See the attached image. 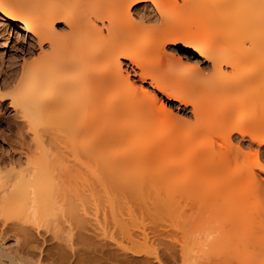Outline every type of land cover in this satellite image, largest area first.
Masks as SVG:
<instances>
[{
  "label": "bare ground",
  "instance_id": "obj_1",
  "mask_svg": "<svg viewBox=\"0 0 264 264\" xmlns=\"http://www.w3.org/2000/svg\"><path fill=\"white\" fill-rule=\"evenodd\" d=\"M0 13L11 23L25 27L39 46L37 58L31 59V62L23 58L21 82L13 86L17 91L12 92L11 98L17 95H14L16 99L13 98L16 112L21 115L42 151L37 157L32 152L34 155H27L25 161L0 162V224L18 229L22 237L13 234L17 246L21 244L20 238H23V242L32 245L31 249L43 256L46 253L44 246H40L33 227L50 224V220L58 215L57 207L65 210V204L58 196L59 176L56 179L54 176L57 174L53 175V163L58 161L56 156L72 157L74 166L83 171L91 168L92 171L88 170L95 179L96 176L101 178L97 174L102 173V167L107 174L117 172L122 178L125 175L124 180L128 179L125 173L132 169L129 174L135 175L134 178L146 179L144 182L139 180L146 193V184L154 186L158 183L155 189L159 185L161 190L166 178L155 183L150 180L151 177L147 179L149 176H137V173L143 176L154 166H151L152 169L141 166L140 170L136 162L148 158L146 162L153 161L158 165L170 155L169 159L175 160L168 163L169 160H165L166 164L160 171L163 175L159 174L167 177L183 172V186L179 183L176 185L173 181L175 178L171 180L174 189L182 186V223L179 224H182L180 254L184 264H264V200L260 197L264 193V183L257 172L264 173V161L260 156L264 149V0H0ZM59 22L65 24L68 32L56 29ZM181 45L186 46L185 49L193 48L201 59L193 60L192 52L185 50L184 57L189 61L185 66L187 63L180 64L175 54L166 53L167 48L176 49ZM208 60L213 70L212 75L205 76L204 70L200 71L203 67L199 63ZM225 67L231 71H226ZM207 72L206 75L209 74ZM138 80L143 84L149 82L153 90L139 84ZM46 141L53 145L56 143L54 147L61 155L53 157L54 150H51L53 156L48 152V157V149L44 151L45 146H42L48 145L44 144ZM145 148L149 151L144 153ZM164 152L168 154L165 156ZM174 152L178 153L177 159ZM152 155L155 160L158 158V162L150 158ZM50 156L55 160L53 163ZM90 157L96 159L92 158L98 163V169L94 170L95 162L94 168L87 162ZM160 157H164V160ZM145 161L144 166H147ZM78 169L77 173L81 171ZM139 171H143V174ZM107 174L101 178L105 181L103 186L107 185L104 190L114 185V182L110 185L109 180H104V177H110ZM212 175L217 183L224 180L221 187H225L224 190L230 187L231 194L228 192L227 196L224 194L226 190L219 189L223 181L220 184L214 182L212 187L203 190V185L214 179ZM133 177L131 180L134 183L138 181ZM157 178L152 177L154 180ZM132 181L128 179L127 183L132 185ZM140 186L136 189L140 190ZM168 186L170 184L167 183ZM171 187L167 188L170 192L167 189L161 191H167L164 195L167 199L159 194L163 203L168 201L164 203V208L177 192L174 193ZM214 190L216 193H213ZM109 191L107 195L112 194V189ZM220 191L227 198L222 199L224 195ZM179 197L176 196L175 200ZM92 200L95 201L93 197ZM152 200L155 205L159 197ZM113 203L117 205L114 200ZM171 203L176 207L177 200ZM130 210L128 207L131 221L134 222L136 219L133 220V215L137 213L132 214ZM113 211L111 209L109 213L113 214ZM73 213H77V210ZM79 214L74 220H78L75 225L79 222L77 229L80 230L85 227V219L84 214ZM60 217L63 220L62 214ZM122 220L119 225L115 222L120 220H115L113 225L116 224V228L120 226V231L129 241L139 243L142 239L146 244L152 241L150 234L146 233L151 229L133 232V229L127 228V220L126 225L122 224ZM133 222L130 228L134 224L136 228L139 227L137 222ZM143 222L146 221L141 220V226ZM51 224H56V221ZM173 225V230H167L163 236L162 228L159 231L162 234L154 231L157 235L154 237L158 239L161 234L160 238L168 239V243L171 244L170 240L172 245L173 241L177 243L179 234L174 232L177 224ZM83 230L78 232L81 236L76 233L78 238L88 239L86 245L94 242L96 237L90 241L89 234L83 233ZM203 235L204 243L199 244ZM6 236L0 238V264H21L18 259L15 260L20 247L17 250L4 245L2 241L9 238ZM203 246L206 250L201 249ZM6 258L10 260L9 263L4 262ZM26 260L23 264H31Z\"/></svg>",
  "mask_w": 264,
  "mask_h": 264
},
{
  "label": "rangeland",
  "instance_id": "obj_2",
  "mask_svg": "<svg viewBox=\"0 0 264 264\" xmlns=\"http://www.w3.org/2000/svg\"><path fill=\"white\" fill-rule=\"evenodd\" d=\"M141 8V7H140ZM146 10V9H145ZM151 11V10H150ZM64 23H61V22H59L58 24H56V29L58 30V31H61V32H63V31H66V32H68L67 31V28L65 29V27H64ZM35 39V38H34ZM34 39H32V37H30L29 36V34L27 33V31H26V29H25V27H23V26H17V24H13V23H11V21H9V20H7V19H5V17L3 18V16H2V14L0 13V43L2 44V47H1V55H0V162H4V163H9V162H12V161H15V160H17V161H25L26 160V156L27 155H36V157L37 156H39L40 155V152L39 151H42V148L40 149L39 147H41V146H38L37 145V143H35L34 142V137H33V134H32V132H30V130H28V128L26 127V123L23 121V119H22V117H20L21 115L19 114L18 115V113L16 112L17 111V109H16V107L14 106V103H13V98H14V95H16V94H14V95H12V98H11V94H13L12 92H15V91H17L16 90V88H13V86L14 87H16L17 85L16 84H18L19 82H21V78H22V73H23V65H24V62H23V58H25L24 59V61L26 60L27 62H31V59H35V58H37L38 57V53H39V46L37 45V43H36V39L34 40ZM169 47V46H168ZM174 48V47H173ZM173 48H167V50H166V53H168V54H170V53H173V54H175V58L176 59H178L179 60V62H180V64H181V62L183 63L182 65H185L186 63V65L185 66H187L188 65V63H189V61H187L186 60V58L184 57V55H185V52L187 51H190V52H192V54H191V57H193V60H197V59H201V57H200V55L198 54V53H196L194 50H193V48H187V49H185L186 48V46H183V45H181L180 47L178 46H176L175 48L176 49H173ZM174 50V51H173ZM186 50V51H185ZM176 51V52H175ZM183 55V56H182ZM37 56V57H36ZM28 60H30V61H28ZM32 60V61H33ZM182 60V61H181ZM2 62V63H1ZM206 63V64H205ZM205 63H203V62H201V63H199V64H201L202 65V67H203V69L202 70H200V71H203L204 70V75L205 76H209L210 74L212 75V63H211V61H206ZM208 64H209V66H208ZM207 66V67H206ZM211 66V67H210ZM208 68H210V69H208ZM227 67H225L224 69L226 70V71H228V69H229V71H231V69L230 68H227ZM207 69V70H206ZM212 69V70H211ZM209 72V74H208V72ZM205 72H207V74L208 75H206L205 74ZM20 77V78H19ZM19 78V79H18ZM137 79V78H136ZM19 80V81H18ZM16 83V84H15ZM138 83L139 84H143V83H141L139 80H138ZM260 83V82H259ZM16 85V86H15ZM143 85H145L148 89L150 88V90H153V88L150 86V84H149V82H147V83H145V84H143ZM157 92V91H156ZM10 93V94H9ZM18 93V92H17ZM16 97H17V95H16ZM160 97H162L161 95H160ZM14 99H16V98H14ZM162 99H164V101H166V102H168V104L170 105L171 104V102L169 103V101L165 98V97H162ZM13 103V105H12V103ZM177 106H179V107H181V108H184L183 107V105H179V103L178 102H174ZM16 109V110H15ZM176 111H178L176 108H174ZM189 110H191V107L189 108ZM25 124V125H24ZM27 129V130H26ZM22 131V132H21ZM33 137V138H32ZM22 140V141H21ZM32 141V142H31ZM27 143V144H26ZM32 143V144H31ZM34 143V144H33ZM46 143H48V145L46 146V145H42V146H45L44 147V151H46L47 149V153L49 152L50 154H51V156H53V153H54V156L53 157H55L57 154H58V149L56 150L55 149V147H54V145H56V143L53 145V144H50L49 142H45L44 144H46ZM53 143V142H52ZM36 144V145H35ZM54 147V148H52V147ZM35 150H34V149ZM39 148V149H38ZM45 148H46V150H45ZM52 148V149H51ZM255 148V147H254ZM254 148H253V152H254ZM31 149V150H30ZM50 149V150H49ZM51 150H54V151H52L53 153H51L50 151ZM145 150V151H144ZM143 150V152L145 153L146 151H149L148 149H144ZM246 150H248V148L246 147ZM23 151H24V154H23ZM55 151H57V153H55ZM140 151V150H139ZM22 152V153H21ZM34 154H33V153ZM138 152V151H137ZM27 153V154H26ZM30 153V154H29ZM32 153V154H31ZM49 153H48V157H49ZM165 154V156L168 154L167 152H164ZM177 153V152H176ZM175 152L173 153V155L176 157V155L178 154H176ZM15 154V155H14ZM22 154V155H21ZM26 154V155H25ZM139 154V153H138ZM59 156L61 155V154H58ZM136 155H137V153H136ZM163 155V156H164ZM50 156V158L52 159V163H53V161H55L54 159H53V157H51ZM153 156V157H152ZM150 158H153L154 159V155H152ZM170 156V155H169ZM168 155H167V158L165 157V160L167 161V160H169V161H167V163L168 162H170L171 160H173V159H169L170 157H169ZM173 156V157H174ZM261 161H264V149L262 150V152H261ZM4 157V158H3ZM14 157V158H13ZM63 156H60V158H58V156H56L55 157V159L57 160L58 159V161H56L55 162V164L53 163V175H55V174H57V175H55L54 177H56V179H57V177H58V179H57V181L59 182V184H60V186L58 187V193H60V195L58 194V196H60L59 198V200H61V202L62 203H64L65 204V206H64V204H61V205H63L62 207H63V209H65V210H62V211H64V214H63V212L60 210V208L59 207H57V210H56V212H58L57 214V217L56 216H54L51 220H50V224H46V225H44L43 224V228L41 227H37L36 226V228L35 227H33V230L32 229H30L31 231H33V232H35L36 233V235H35V233H33L34 235H35V237L36 238H39V239H37L38 241H39V243H41L40 244V246H44V249H45V252L47 253H44V255H48L49 257H45L44 255L43 256H39L38 255V253L34 250V249H31V247L30 246H32V245H29V244H27V243H25V242H23L24 240H23V238L21 239L20 238V242H21V244H20V242H19V244L21 245H16V243H15V241L16 240H14V239H16L15 238V236L14 235H20V233H18V229H16V228H10V225H7V224H0V230H1V233H0V238L3 236H6V235H8V239H6V241H2V242H4V245L6 244H8V246H9V248L11 247H15L16 249L18 248V247H20V248H18L17 250V255H15V260H17V261H19L21 264H23L24 263V261L26 260V259H28L30 262H31V264H39V263H41V264H184V262H183V258L181 257V254L180 253H182L181 252V245H182V242H180V234L182 233L181 231H182V228H181V230H180V227H182L181 225L182 224H179L180 222L182 223V209H183V207H182V204H183V201H182V199H181V197H182V189H181V187L183 186L182 184L184 183L183 182V180L181 179L182 178V176H183V172H181V174L180 173H178V174H176V173H174V174H172V175H168L167 177H165V176H162L163 175V173H161L162 172V166H164V163L166 164V162H165V160L162 158V157H160V158H162V160H164V161H162L161 159H159L160 161H162V163H160V162H158L157 160H158V158H157V160H155L156 162H158L159 164L157 165V168H155L156 167V165L153 163V161H150V162H146V161H148V158L146 159V161L145 160H143V161H141L140 163H139V161H137L136 163L137 164H139L138 166H139V168H140V170L142 169L141 168V166L143 167V168H145V167H147V169H152L151 168V166L153 167L154 166V168L152 169V170H147L148 172L146 173H144V174H147L146 176L143 174V171H139V172H142V174H143V176H141V175H139L138 173L136 174V172L138 171L137 169L138 168H136L135 170H136V172H132V173H135L137 176H139V177H147V176H149L147 179H149L150 177V180L151 181H155V183H157L156 181H158V180H160L161 181V178L163 179V178H166V179H163V184H165L166 186H167V183H168V185L170 184V186H172L171 188H173V191H174V197L172 198L174 201H176L177 200V203H176V207L174 206L175 204H173V203H171L173 200H171L170 198V200H169V202L172 204V205H170V207H169V204L168 205H165L166 207L168 206L169 208H164V203L165 202H167L168 203V201H166L165 200V202L163 203L162 202V200H160V199H163V198H160V196H159V194L161 193V191L163 190V189H167L168 187H170V186H168V187H166L165 185V188H164V186L162 185L161 186V190H160V186L158 185V189L157 190H159V191H157L156 189H155V187H156V185L158 184H156V185H150L149 186V184H146V186H145V190H147V188H148V190L146 191V193H145V191H143L144 190V187H143V184H141V181H139V180H143V182L146 180V179H139L138 177V181L137 180H135L136 182V184L131 180L132 179V177L134 176V177H136L135 175H130L129 174V172H130V170L132 171V169H130L131 167L134 169L135 167H133V166H129L130 168V170L127 172V173H125V174H127L126 175V177L129 179V181H132L131 183H133L132 185H129L130 184V182H128L127 183V180L128 179H125L124 180V178H125V175L123 174V172H122V175H124V178H122L123 176H120V174L118 173L117 174V172H115V173H111V172H108V174H107V171H105L106 169H104L103 167L101 168V172L103 173H106L108 176H110L111 177V179H106L107 177H104L105 179L104 180H109V183H110V185L114 182V185H115V187H114V185L112 184V187H114V188H112L111 186L107 189V190H104V186H107V185H104L103 186V184H105L104 182L105 181H102V179H103V175L104 176H106V174H104L103 173V175H102V173H98L97 175H99L101 178H99V177H97L96 176V179H95V176L94 175H92V173H90L92 170H91V168H85V170L83 171V169L81 168L80 169V167H75L74 165V163H73V161H72V157H63ZM50 158H48V160L50 159ZM92 158H94V157H90L88 160H87V162L89 163V164H91L90 166L91 167H93L94 168V166L95 165H93V163L95 162L96 163V168H94V170H96V169H98V166H97V162L95 161V160H93ZM149 158V159H150ZM18 159H20V160H18ZM50 159V160H51ZM60 159V160H59ZM61 159L63 160V161H61ZM91 159V161H89ZM152 159V160H153ZM176 159H177V157H176ZM66 160H68V161H66ZM175 160V159H174ZM173 160V161H174ZM64 161H66V162H69V164L70 165H72V166H70L69 164H67L66 162H64ZM144 161L146 162V165L147 166H144ZM246 161L248 162L249 160H247L246 159ZM250 161H251V159H250ZM57 162H59L58 164H57ZM64 163V165H63V163ZM88 163H86V165L88 164ZM149 165H148V164ZM150 163H151V165H150ZM62 164V165H61ZM137 164H134V166L135 165H137ZM143 164V165H142ZM161 164V165H160ZM248 164H249V162H248ZM56 165V166H55ZM70 167H69V166ZM54 166H55V168H54ZM58 166V169L56 168ZM64 166H68V167H64ZM89 166V165H88ZM148 166H149V168H148ZM75 169H74V168ZM61 168H62V170H61ZM70 168V169H69ZM79 168V169H78ZM160 168V169H159ZM57 169V170H56ZM66 169V170H65ZM76 169H78V171H80V172H78L77 173V171H76ZM88 169H90V170H88ZM127 169H128V167H127ZM70 170V172H68ZM93 170V171H94ZM159 170V171H158ZM90 171V172H89ZM99 171V170H98ZM152 171V172H151ZM156 171V172H155ZM158 171V172H157ZM161 171V172H160ZM119 172V171H118ZM121 172V171H120ZM126 172V171H125ZM150 172H151V175H150ZM257 172H258V174H259V176H261L260 177V179L263 181V183H264V173L263 172H260L259 170H257ZM65 173V174H64ZM70 173V174H69ZM88 173V174H87ZM110 173V174H109ZM131 173V172H130ZM159 173H161L162 175L160 176V174ZM63 174V175H62ZM72 174V175H71ZM78 174V175H77ZM101 174V175H100ZM149 174V175H148ZM153 174H155V175H153ZM157 174V175H156ZM215 174V173H214ZM67 177H66V176ZM82 175V176H81ZM96 175V174H95ZM112 175V176H111ZM115 175V176H114ZM159 175V176H158ZM92 176V177H91ZM120 176V177H119ZM130 176V177H129ZM132 176V177H131ZM173 176V177H172ZM211 176V175H210ZM209 176V177H210ZM213 177L212 178H214L213 180L211 179V180H209L210 178L208 177V179L207 180H209V182L207 183V184H205V186L203 185V190L206 188L207 189V187L209 186V187H212V185H214L213 183L214 182H216V177L214 176V175H212ZM133 177V178H134ZM152 177L155 179L156 177H160V179H156V180H154V179H152ZM172 177V178H171ZM184 177V176H183ZM62 178H63V180H62ZM69 178H71V179H69ZM121 178V179H120ZM137 178H134V179H137ZM175 178V179H174ZM59 179H60V181H59ZM80 179V180H79ZM98 179V180H97ZM99 179H100V182H99ZM116 179V180H115ZM169 179V180H168ZM171 179H174L173 181H175L176 182V185L179 183V184H181V185H178L179 187H177L178 189H174V183L172 184V180ZM205 179V178H204ZM216 179V180H215ZM65 180V181H64ZM110 180H112V181H110ZM171 180V182H168V181H170ZM219 180V179H218ZM62 181V182H61ZM69 181H71V182H69ZM87 181V182H86ZM98 181V182H97ZM159 181V182H160ZM220 182H216V184H220V183H222V181H223V183H222V185H220V187L222 186L223 187V184H224V180H219ZM77 182V183H76ZM97 182V183H96ZM102 182V183H101ZM148 181H146L145 183H147ZM153 182H150V184L152 183V184H154ZM205 183H206V181H204ZM72 185H71V184ZM80 183H82V184H80ZM84 183V184H83ZM109 183L107 182L106 184H108L109 185ZM144 183V184H145ZM97 184H99V185H97ZM124 184V185H123ZM162 184V183H161ZM160 184V185H161ZM210 184V185H209ZM212 184V185H211ZM66 185L68 186V187H66ZM126 185H128V186H130V187H126ZM134 185H136V186H134ZM140 185H142V186H140ZM176 185H175V187H176ZM207 185V186H206ZM73 186V187H72ZM120 186V187H119ZM122 186V187H121ZM124 186L126 187V188H124ZM139 186H140V190L139 189H136V187L137 188H139ZM148 186V187H147ZM66 187V188H65ZM69 187H72V188H69ZM101 187H102V190H100L101 189ZM214 187V186H213ZM219 188V186H218V188L219 189H221V191H223L224 190V188ZM75 188H77V189H75ZM112 189V194H108L107 195V192H111V191H109V190H111ZM128 188V189H127ZM157 188V187H156ZM217 188V189H218ZM65 189H66V192H65ZM69 189V190H68ZM72 189V191H70ZM79 189V190H78ZM98 189V190H97ZM106 189V188H105ZM113 189H115V191L113 190ZM120 189H122L124 192H122V190H120ZM133 189V190H132ZM209 189V188H208ZM216 189V190H217ZM223 189V190H222ZM229 189H231L230 187L227 189V187H226V192L224 193V194H226L227 196H228V192L231 194V191L229 190ZM255 189H256V186H255ZM60 190V191H59ZM73 190H74V192H73ZM75 190H76V192H75ZM95 190H96V192H95ZM132 190V191H131ZM139 190V191H138ZM153 190V191H152ZM169 189H167V191H168ZM181 190V191H180ZM224 190V191H225ZM100 191H101V194H100ZM140 191H142L143 192V194H142V192H140ZM167 191H165L164 193H161V196L163 195V197H165L166 195H165V193H167ZM180 192V194H178L179 192ZM215 191V190H214ZM213 191V193H216V191L214 192ZM218 191V190H217ZM220 191V192H221ZM234 191V190H233ZM232 191V192H233ZM62 192V193H61ZM63 192H65V193H63ZM74 194H73V193ZM82 192V193H81ZM114 192V193H113ZM129 192V193H128ZM140 193L141 194V198H140V194L138 195L137 193ZM149 192V193H148ZM154 192V193H153ZM156 192V193H155ZM168 192H170V191H168ZM208 192H211V191H208ZM219 192V193H220ZM96 193V194H95ZM105 193V194H104ZM150 193H151V196H150ZM73 194V195H72ZM79 194V195H78ZM83 194V195H82ZM147 194V195H146ZM154 194H156L155 196L156 197H154ZM172 194V195H173ZM178 194V195H177ZM221 194H222V192H221ZM220 194V195H221ZM224 194H222V195H224ZM229 194V195H230ZM94 195H95V197H94ZM165 195V196H164ZM169 195H170V193H169ZM181 195V196H180ZM217 195V194H216ZM219 195V194H218ZM64 196V197H63ZM75 198H74V197ZM93 197V199L95 200V198H97L94 202H95V204H94V202H93V200H92V197ZM106 196H109V197H111L114 201H115V204H117V205H114V203H113V200H111V198H109V197H106ZM168 196V195H167ZM176 196H180L179 198L181 199H179V198H177L176 200H175V198H176ZM227 196H225L224 195V197L223 196H221V198L222 199H224V198H227ZM67 199H66V198ZM87 197V198H86ZM142 197L145 199H142ZM150 198V199H148V198ZM155 198V200H157L158 199V197H159V200H157V204H155L154 205V203H153V201L154 200H152V199H154ZM169 197V196H168ZM170 197H171V195H170ZM263 200H264V193L262 192V194H261V196H260ZM64 198V199H63ZM78 198V199H77ZM83 198H85V200L83 199ZM165 199H167L166 197H165ZM66 200L68 201V202H66ZM108 200V201H107ZM111 200V201H110ZM143 200V201H142ZM150 200V201H149ZM97 201V202H96ZM160 203H162V204H160ZM182 201V203L180 204V202ZM73 202H74V204H73ZM79 202H81V203H83V205H81ZM112 202V203H111ZM144 202V203H143ZM155 202V201H154ZM68 203H69V205H68ZM97 203V204H96ZM108 203V204H107ZM145 203H147V205L145 204ZM151 203V204H150ZM159 203V204H158ZM166 204V203H165ZM79 205V206H78ZM106 205H108V206H106ZM114 205V206H113ZM121 205H123L122 207H120ZM141 205H143L144 206V209H143V207L141 206ZM146 205V206H145ZM153 205V206H152ZM58 206H60V205H58ZM67 206H69V208L70 209H68V207ZM75 206V207H74ZM97 208H96V207ZM140 206V207H139ZM180 206V207H179ZM61 207V206H60ZM80 207V208H79ZM99 207V208H98ZM128 207L129 208H131L132 210H130V211H132V214L135 212V214H136V216L135 215H133V220L134 219H136V220H138V222L135 220L134 222H137L136 224H137V226H139V227H137L136 228V226H135V224H134V228L131 226V228H130V226L129 225H131V223L133 222V221H131V216L132 215H129V211H128ZM149 207V208H148ZM161 207V208H160ZM181 207H182V209H181ZM74 210H73V209ZM76 208V209H75ZM84 209V211L82 210V209ZM117 208H119L118 210H117ZM140 208V209H139ZM156 210H155V209ZM67 209V210H66ZM72 209V210H71ZM79 209V210H78ZM100 209V210H99ZM111 209H113L114 211H113V214L111 213H109L110 211H111ZM134 209H135V211H134ZM138 209H139V211H138ZM165 209V210H164ZM76 210H77V213H73L74 211L76 212ZM98 210V211H97ZM119 210H121V211H119ZM137 210V211H136ZM146 212H145V211ZM148 210H149V213H148ZM168 210V211H167ZM72 211V212H71ZM104 211L106 212V215L104 214L103 215V213H104ZM128 211V212H127ZM142 211V213H141V215H139L140 214V212ZM156 211H158V212H156ZM159 211H163L162 213L161 212H159ZM165 211V212H164ZM180 211V212H179ZM56 212H55V214H56ZM78 212H80V214L82 213V214H84L83 215V218L85 219V227H83V228H85L86 230H83V228L81 227L80 228V230L79 229H77L78 227V223H77V225H75V223L78 221V220H74V219H76V216L78 215ZM119 212L121 213V214H119ZM139 212V213H138ZM62 214V216H63V220H62V217H60L61 216V214ZM69 213V214H68ZM93 213V214H92ZM95 213H96V215H95ZM108 213V214H107ZM146 213H148L149 215H147ZM155 213V214H154ZM157 213V214H156ZM161 213V214H160ZM170 215H169V214ZM174 213V214H173ZM71 214H73V215H71ZM75 214V215H74ZM79 214V216H81ZM110 214V215H109ZM142 214H143V217H142ZM171 214H173V216L171 215ZM100 215V216H99ZM111 215H113L112 217H111ZM151 215V216H150ZM158 217V219H157V217ZM94 216H95V218H94ZM103 216H105L104 218H102ZM106 216H107V218H106ZM121 216V217H120ZM138 216V217H137ZM150 216V217H149ZM162 216V217H161ZM168 217V220H169V218H170V220L168 221L166 218ZM171 216V217H170ZM60 217V218H59ZM70 217H72L73 218V220H72V218H70ZM90 217H93V218H90ZM101 217V218H100ZM115 217V220H120V221H116L115 223L116 224H118L119 225V222H121V220L122 221H124V223H122V224H125V220H127V225L129 226H127V228H129V229H133L132 231L134 232H139V230L140 229H142V230H146V231H149L150 229V231L149 232H146V233H148V234H150L149 236H151L150 238H151V240L153 241H151V242H147V244H146V242H144L143 243V240H142V243H140L141 242V240L139 241V243H133L132 241H129L128 239H127V237L125 236V234L122 232V231H120L121 229L119 228L120 226H117V228L116 227H114V226H116V224L115 225H113L114 224V221L115 220H113V218ZM123 217V218H122ZM136 217V218H135ZM161 217V218H160ZM174 217H176L175 219H174ZM68 220H67V219ZM97 218V219H96ZM122 218V219H121ZM125 218V219H124ZM172 218V219H171ZM54 219V221H52ZM93 219H96V220H93ZM99 219V220H98ZM104 219H105V222H104ZM106 219H108V220H106ZM130 219V220H129ZM165 219V220H164ZM180 219V220H179ZM70 220H71V222H70ZM88 220V221H87ZM141 220L142 221H146V222H143V225L141 226ZM154 220H156V221H154ZM179 220V221H178ZM54 223L55 221H56V224H51L52 222ZM74 221V222H73ZM93 221H96V222H93ZM98 221H100V222H98ZM113 221V222H112ZM128 221H130V223L128 224ZM158 221V222H157ZM167 221V222H166ZM174 221V222H173ZM133 222V223H134ZM150 222V223H149ZM153 222H155L154 224H153ZM172 222V223H171ZM176 222H178V223H176ZM71 223V225H74V227L73 226H71V225H69ZM95 223H96V226L97 227H95ZM97 223H98V225H97ZM160 223V224H159ZM179 226H177L176 224ZM146 224V225H145ZM164 224V225H163ZM167 226H166V225ZM169 224V225H168ZM173 224H175V225H173V227L175 226L176 228L175 229H179V231L178 232H180V233H178L177 232V230H175L174 232L178 235L179 234V239L178 238H176L177 239V243L175 242V241H173V245H172V241L170 240L169 242H171V244L170 243H168V239H166V238H164V239H161L160 238V236H161V234H162V236L164 235V233H165V235L167 234L166 233V231L167 230H173V228H171V226ZM105 225V226H104ZM126 225V224H125ZM133 225V224H132ZM160 225V226H159ZM7 226V227H6ZM47 226V227H46ZM76 226V227H75ZM83 226V225H82ZM143 226H145L144 228H143ZM162 226V227H161ZM166 226V227H165ZM170 226V227H169ZM99 227L101 228V230L99 229ZM141 227V228H140ZM160 227V228H159ZM6 228H8V229H6ZM97 228V229H96ZM136 228V229H135ZM149 229V230H147V229ZM163 230H162V229ZM15 229V230H14ZM48 229V230H47ZM81 229L83 230L82 232L84 233L85 232V234L87 233V235H88V238L90 239V241H92L93 239L92 238H94V237H96V238H94L95 240H94V242H90L89 244L87 243V245L85 244V241H87L88 242V239L87 240H82V238L81 239H79L78 238V236L81 234H79L78 232L79 231H81ZM88 229V230H87ZM104 229V230H103ZM137 229H139V230H137ZM165 229V230H164ZM7 230V231H6ZM11 230V231H10ZM104 232H103V231ZM106 230V231H105ZM117 230H118V232H117ZM162 230V231H161ZM88 231V232H87ZM98 231V232H97ZM115 231L117 232V233H115ZM120 231V232H119ZM155 231V233L157 234V233H161L160 235H159V238L158 239H156V237H157V235H155L153 232ZM159 231H161V232H159ZM6 232V233H5ZM55 232V233H54ZM102 234H101V233ZM173 232V231H172ZM173 232V233H174ZM4 233V234H3ZM16 233V234H15ZM18 233V234H17ZM41 233V234H40ZM79 234V235H77V234ZM104 233V234H103ZM113 233V234H112ZM123 233V234H122ZM153 233V234H152ZM14 234V235H13ZM96 234V235H95ZM97 234H100V236H97ZM121 234V235H120ZM84 235V234H83ZM86 235V236H87ZM105 235V236H104ZM119 235V236H118ZM13 236V237H12ZM21 236V235H20ZM73 236V237H72ZM81 236V235H80ZM112 236V237H111ZM123 238H122V237ZM154 236H156V237H154ZM161 236V237H162ZM7 237V236H6ZM22 237V236H21ZM34 237V238H35ZM91 237V238H90ZM108 237V238H107ZM166 237V236H165ZM177 237V236H176ZM203 237H204V235L202 236V239L200 238V240H199V244H202V243H204V239H203ZM14 238V239H13ZM35 238V239H36ZM104 238V239H103ZM124 238H125V240H124ZM102 239V240H101ZM127 239V240H126ZM135 239V238H134ZM175 239V240H176ZM44 240V241H43ZM79 240V241H78ZM118 240V241H117ZM164 240H166V241H164ZM173 240V239H172ZM179 240V241H178ZM81 241V242H80ZM134 241H136V239L134 240ZM162 241H163V243H162ZM200 241H202L201 243H200ZM45 242V243H44ZM136 242H138V241H136ZM166 244H165V243ZM14 243H15V245H14ZM151 243V244H150ZM12 244V245H11ZM17 244H18V242H17ZM146 244V245H145ZM178 246H177V245ZM14 245V246H13ZM133 245V246H132ZM143 247H142V246ZM148 245V246H147ZM168 245V246H167ZM171 245V246H170ZM8 246H6V247H8ZM17 246V247H16ZM73 246V247H72ZM132 246V247H131ZM136 246V247H135ZM145 246H147V248L145 247ZM170 246V247H169ZM174 246V247H173ZM201 246V245H200ZM87 247V248H86ZM93 247V248H92ZM176 247V248H175ZM179 247V248H178ZM1 248V247H0ZM8 248V249H9ZM10 248V249H11ZM34 248V247H33ZM117 248V249H116ZM170 248H171V251H170ZM175 249V250H174ZM201 249H204V250H206L205 249V247L203 246V248L201 247ZM83 250V251H82ZM139 250V251H138ZM128 251V252H127ZM61 252V253H60ZM142 252V253H141ZM204 252V251H203ZM111 253H112V255H111ZM202 253V252H201ZM110 254V255H109ZM61 256H63V258L61 257ZM64 256H66V257H68V258H66V257H64ZM19 257V258H18ZM66 258V260H64ZM130 258V259H129ZM25 259V260H24ZM138 259V260H137ZM24 260V261H23ZM131 260V261H130ZM4 262H6V263H9L10 262V260L8 259L7 260V258L4 260ZM132 262V263H131ZM26 263H27V260H26ZM10 264V263H9Z\"/></svg>",
  "mask_w": 264,
  "mask_h": 264
}]
</instances>
